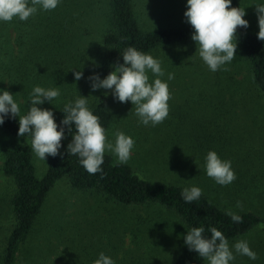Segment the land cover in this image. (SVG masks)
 Listing matches in <instances>:
<instances>
[{
	"label": "rangeland",
	"instance_id": "obj_1",
	"mask_svg": "<svg viewBox=\"0 0 264 264\" xmlns=\"http://www.w3.org/2000/svg\"><path fill=\"white\" fill-rule=\"evenodd\" d=\"M244 3L250 29L258 34L255 6L264 0ZM135 9L145 30L188 23L184 16L187 0H135ZM74 15L72 8L70 13L57 7L41 9L27 21L14 18L8 33L0 21V94L4 90L13 94L20 115H26L34 87L58 88V98L37 105L52 111L55 122L59 110L80 96L87 98V107L100 103L113 119L105 131L108 141L115 143L116 131L135 141L127 164L137 175L152 183L195 186L226 211L258 215L259 223L228 241L235 255L230 264H264V94L256 88L239 44L235 59L216 72L200 58L195 41L150 51L148 54L161 63L164 76L159 78L168 84L171 98L164 122L145 126L131 101L120 103L112 90L92 91L88 77L99 74L100 33L105 23L99 19L89 29L91 40L86 36L81 42ZM75 71L83 72L79 81ZM169 73L174 74L171 80ZM148 75L149 82L157 78L151 72ZM31 139L0 129V264L16 222L11 203L16 186L3 171L4 147L18 143L31 146ZM209 151L231 162L236 179L229 185L221 186L207 175ZM32 153L36 174L43 177L48 170L47 158L42 160ZM105 153L117 161L114 153ZM237 201L242 209L236 207ZM188 231L182 217L159 202L125 204L95 191L73 188L62 178L50 191L17 264H94L101 252L115 264H171L187 246L184 237ZM240 240L248 242L256 260L235 254L233 246Z\"/></svg>",
	"mask_w": 264,
	"mask_h": 264
},
{
	"label": "clouds",
	"instance_id": "obj_2",
	"mask_svg": "<svg viewBox=\"0 0 264 264\" xmlns=\"http://www.w3.org/2000/svg\"><path fill=\"white\" fill-rule=\"evenodd\" d=\"M232 0H187V11L184 16L193 29L191 39L196 42V52L212 72L221 69L226 63L235 59L237 42L234 39L238 28H247L249 22L243 17L245 10L231 7ZM0 0V21L11 22L14 18L27 21L37 13L38 8L54 10L59 0ZM258 17L259 32L257 38L264 41V4L255 6ZM123 64H117L104 79L99 74L89 76L92 91L98 89L112 90V95L120 103L131 101L135 106V114L140 123L145 126H156L164 122L169 114L168 101L171 98L168 84L159 77L164 76L161 63L149 54L138 51L134 47L127 48L123 53ZM227 71V69H224ZM156 79L149 82L148 73ZM77 81L83 78L82 71H75ZM174 78L169 73L168 79ZM60 96L58 88L45 89L40 86L33 88L30 94V109L26 115H20V107L13 98V94L4 90L0 94V125L5 117H19L18 136H31V147L34 154L42 160L47 156L61 155V141L65 138V129L55 122L53 112L41 109L45 101L51 103ZM64 118L61 124L68 127L72 133V126L76 132L67 146L69 155H77L80 164L91 175L103 173L102 164L105 152L114 153L119 164H127L131 158L135 141L121 131L114 133L115 143L109 142L105 129L87 107V98L80 96L74 104L64 107ZM206 173L221 186H227L236 179L230 161H222L215 151H209L206 156ZM202 196L198 187L184 188L181 197L186 203L197 201ZM237 208L243 207L237 201ZM236 223L242 222V217L231 210L225 212ZM204 228L193 227L184 237L185 244L190 251L205 259L208 264H230L235 259L232 248L223 233L215 227L210 228V238L204 237ZM235 254L247 256L256 260L257 254L249 247L248 242L240 240L234 244ZM94 264H115L103 252Z\"/></svg>",
	"mask_w": 264,
	"mask_h": 264
},
{
	"label": "trees",
	"instance_id": "obj_3",
	"mask_svg": "<svg viewBox=\"0 0 264 264\" xmlns=\"http://www.w3.org/2000/svg\"><path fill=\"white\" fill-rule=\"evenodd\" d=\"M29 6H31L30 0ZM70 7L74 10V17L77 18L81 42L86 36L90 41L89 29L99 19L104 20L105 27L100 33L102 44L100 51L102 52L99 54L97 67V72L103 78L115 70L117 64H123L122 55L129 47L148 54L162 46L193 41L191 39L193 29L189 23L156 30L143 29L136 13L135 0H59L57 8L64 13H70ZM231 7H240L246 11L244 0H232ZM40 10L38 8V11ZM243 18L249 22L245 16ZM1 25L8 33L9 22H3ZM257 35L251 31L249 23L246 29H237L234 40L249 61V72L252 70L256 88L264 94V41L259 40ZM99 104L90 105L88 108L99 117V122L106 131L111 127L113 119L107 109ZM64 107L65 105L59 110L56 119L59 126L57 130L60 127L65 129V138L61 141L59 150L61 155L46 157L48 170L43 177L36 174L32 147L29 144H6L4 147L3 171L5 175L13 179L16 186L11 200L16 222L3 250L1 264L18 263L22 245L28 238L50 191L62 178L68 179L73 188L95 191L125 204L159 202L174 209L190 230L193 227L204 228L203 235L206 238L211 236L210 228L215 227L229 241L260 222V217L251 212L237 214L242 217V222H233L231 217L225 214L226 210L203 195L197 201L186 203L181 197L184 186L174 183H152L137 175L130 165L119 164L106 153L101 166L103 173L89 174L80 164V158L77 155L67 153V146L72 140L71 134H75L76 129L73 125L72 133H69L68 127L61 124L65 115ZM0 129L18 136L19 117L12 118L9 114L5 117V122L0 125ZM25 137L31 138L27 134ZM204 260L186 246L171 264H202Z\"/></svg>",
	"mask_w": 264,
	"mask_h": 264
}]
</instances>
